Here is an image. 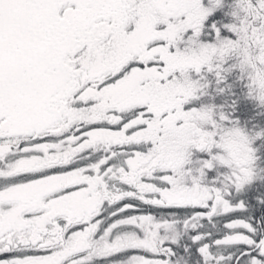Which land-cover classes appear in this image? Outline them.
Returning a JSON list of instances; mask_svg holds the SVG:
<instances>
[{
  "label": "snow or ice",
  "instance_id": "1",
  "mask_svg": "<svg viewBox=\"0 0 264 264\" xmlns=\"http://www.w3.org/2000/svg\"><path fill=\"white\" fill-rule=\"evenodd\" d=\"M0 264H264V0H0Z\"/></svg>",
  "mask_w": 264,
  "mask_h": 264
}]
</instances>
